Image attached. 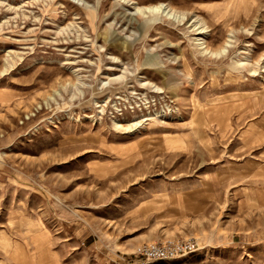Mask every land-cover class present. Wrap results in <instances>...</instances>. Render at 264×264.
Segmentation results:
<instances>
[{
    "label": "rangeland",
    "instance_id": "obj_1",
    "mask_svg": "<svg viewBox=\"0 0 264 264\" xmlns=\"http://www.w3.org/2000/svg\"><path fill=\"white\" fill-rule=\"evenodd\" d=\"M0 264H264V0H0Z\"/></svg>",
    "mask_w": 264,
    "mask_h": 264
},
{
    "label": "built area",
    "instance_id": "obj_2",
    "mask_svg": "<svg viewBox=\"0 0 264 264\" xmlns=\"http://www.w3.org/2000/svg\"><path fill=\"white\" fill-rule=\"evenodd\" d=\"M198 246L193 241H166L164 243L144 244L138 249V254L147 261H171L180 256L194 253Z\"/></svg>",
    "mask_w": 264,
    "mask_h": 264
},
{
    "label": "bare ground",
    "instance_id": "obj_3",
    "mask_svg": "<svg viewBox=\"0 0 264 264\" xmlns=\"http://www.w3.org/2000/svg\"><path fill=\"white\" fill-rule=\"evenodd\" d=\"M152 8H154V7H150V6H148V7H143V10H145V11H148V9H152ZM171 8V7H170ZM139 11H140V8L138 9ZM170 10H172V11H175L173 8H171ZM201 28L200 29H205L204 28V24L202 25V26H200ZM200 33H203V32H200ZM206 43V42H205ZM200 46H203V43H201V44H199ZM223 48V47H222ZM222 48L221 49H218V50H212L207 44L205 45V47H202L201 48V50L203 51V52H207V53H209V54H220V52H221V50H222ZM121 78V77H120Z\"/></svg>",
    "mask_w": 264,
    "mask_h": 264
}]
</instances>
